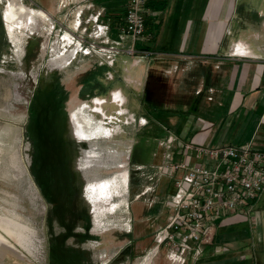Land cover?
Instances as JSON below:
<instances>
[{
    "label": "rangeland",
    "instance_id": "obj_1",
    "mask_svg": "<svg viewBox=\"0 0 264 264\" xmlns=\"http://www.w3.org/2000/svg\"><path fill=\"white\" fill-rule=\"evenodd\" d=\"M35 1L48 8L51 20L53 16L56 22H63V25L57 24L52 34L51 39L56 40L55 33L66 27V18L72 16L78 4L67 5L59 11L60 0ZM95 1L110 8L113 21L124 13V8L119 14L114 12L115 1ZM49 18L40 19L36 14L22 16L13 26L14 44L8 37L7 25L6 36L0 16V264H143L144 257H150L155 251L156 229L166 222L168 211L162 202L167 191L172 190V181L164 179L144 199L133 198L148 185L140 166L144 165L146 172L151 170V164L160 162L157 138L165 135V118L157 120L155 111L145 102L147 91H143L138 80L131 82L140 76V71L125 67L133 59L130 55L119 57L113 79L107 78L109 68L98 57L78 56L69 67L61 69L78 46L61 54L71 38L49 42L47 35L52 31ZM36 34H46L45 39L35 37ZM30 37L35 38L25 41ZM24 48H29L25 54ZM40 52L51 53L46 66L42 64ZM169 57L161 55L145 61L151 62L149 70L164 82L172 78L166 70ZM75 78L77 85L74 84L69 99L55 108L52 98L62 84H71ZM152 82H148V88L156 96ZM117 89L124 94L125 102L124 96L115 92ZM91 90L93 102L86 96ZM112 92L113 96L115 92V102ZM78 104L72 111L80 108L87 126L97 135L71 134L76 142L87 146L68 148L64 141L57 139V118H65L67 110ZM99 106L104 108L102 113L95 112ZM144 119L148 120L145 125ZM187 119L186 124L193 126L195 119L192 116ZM180 129L183 135L187 134L183 124ZM73 152L79 155L78 160L84 159L87 152L82 163L85 171H79L80 178L84 179L80 183V197L88 212L85 208L79 213L72 211L74 189L67 159ZM154 152H159V156H154ZM89 158L94 159L87 163ZM125 179L128 185L121 196L108 189V183L112 187L114 183L123 185ZM152 193L158 195L159 202L151 203V198L156 199ZM255 204L256 209L263 211L260 221L243 216V223L235 224L226 219L216 232L224 228L226 237L255 239L257 250L262 254L264 245L259 239H264V194ZM214 243L215 239L206 246L207 250ZM200 262L201 259L188 264ZM150 264L171 263L161 249Z\"/></svg>",
    "mask_w": 264,
    "mask_h": 264
},
{
    "label": "crops",
    "instance_id": "obj_2",
    "mask_svg": "<svg viewBox=\"0 0 264 264\" xmlns=\"http://www.w3.org/2000/svg\"><path fill=\"white\" fill-rule=\"evenodd\" d=\"M113 1L117 7L112 9L119 14L126 0ZM10 2L22 5L20 0ZM166 4L165 9L149 5L161 13L149 17L147 25L157 30L155 48L170 55L166 70L172 78L164 82L149 70L151 62L135 65L132 59L125 67L138 68L140 76L131 82L142 84L145 102L153 104L157 120L165 118V127L180 138L193 137L213 146L251 144L264 151V0H166ZM41 11L49 18L48 11ZM25 12L17 20L37 15L26 7ZM151 81L156 96L148 88ZM103 110L99 106L95 112ZM189 116L195 119L191 127L186 124ZM182 124L188 129L186 135ZM261 212L255 220L260 221ZM227 220L242 224L244 217ZM222 231L216 232L215 243L210 250L206 247L200 264H264L255 239L230 238ZM259 241L264 245V239ZM156 253L144 257L143 264H150Z\"/></svg>",
    "mask_w": 264,
    "mask_h": 264
},
{
    "label": "built area",
    "instance_id": "obj_3",
    "mask_svg": "<svg viewBox=\"0 0 264 264\" xmlns=\"http://www.w3.org/2000/svg\"><path fill=\"white\" fill-rule=\"evenodd\" d=\"M10 1L0 0V16L6 34L4 14ZM20 1L34 3V0ZM75 3L78 5L70 16L72 19L66 18V27L55 33L56 40L51 39L52 34L57 24L63 25V22H56L51 15L52 31L47 35L48 41L71 38L61 54L78 45L74 56L61 69L70 66L78 56L98 57L99 62L109 68L107 78L113 79V69L122 55L132 56L135 65L167 55L149 48L156 33L154 28L148 27L147 19L161 12L151 9L148 0H126L118 21H113L107 5L95 0H60L58 10ZM75 19L76 24L72 25ZM36 35L45 39L46 34ZM46 54L49 61L51 53ZM111 95L114 101L113 92ZM146 123L148 120L144 119L143 124ZM164 130L165 135L157 138L160 162L151 164V170L146 172L144 165L139 168L148 185H144L138 197L156 191L164 179L172 181V190L162 202L168 215L166 222L156 229L154 248L157 252L165 250L171 264H188L202 258L224 220L236 215L255 219L258 212L255 202L264 194V151L254 149L251 144L213 146L197 142L193 137L182 139L168 127ZM154 156H159V152H154ZM151 195L156 198H151V203L159 202L158 195Z\"/></svg>",
    "mask_w": 264,
    "mask_h": 264
},
{
    "label": "flooded vegetation",
    "instance_id": "obj_4",
    "mask_svg": "<svg viewBox=\"0 0 264 264\" xmlns=\"http://www.w3.org/2000/svg\"><path fill=\"white\" fill-rule=\"evenodd\" d=\"M31 5L32 7H34V8H31L30 6H28V5ZM27 4H24L23 2H22V5L23 6H25L27 9H32V10H36V11H41V10H45V11H48V8L45 6V5H43L42 4V2H37V1H35L34 0V3H31L30 1H28L27 2ZM36 8H39V9H36ZM3 29H4V31H5V28H4V25H3ZM37 29V28H36ZM17 32H18V30H16ZM16 31H15V33H16ZM37 30H35L34 32H36ZM5 34H6V32H5ZM8 35V33L6 34V36ZM8 37H9V35H8ZM35 37H39V36H35ZM35 37H33V38H30L29 40H30V42L32 41V39H34ZM9 43H10V41H9ZM41 44H42V42H41ZM11 48V47H10ZM29 48H24V54L26 53V51L28 50ZM11 51H12V48H11ZM30 51V50H29ZM40 57L42 58V60H43V63L42 64H44L45 63V65H43V66H46L47 64H48V55L45 53V55H42L41 54V52H40ZM1 61H3V62H5V60H1ZM74 65V64H73ZM72 65V66H73ZM69 67V66H68ZM63 69V68H62ZM46 75L44 76V78L47 80V73H45ZM52 79H54V76H52ZM78 79H73L72 81H71V84L70 83H68V84H62V86L59 88V90H58V92H57V94L55 95V97H53L52 99H54L53 101L56 103V106H55V108L57 107V106H59L60 104L62 105L63 104V102H66L68 99H69V97H70V95L72 94V90H73V87H74V82L75 81H77ZM90 80V79H89ZM80 81V80H79ZM44 82H46V81H44ZM57 81L55 80V82L54 83H56ZM67 85V86H66ZM75 85H77V83L75 84ZM71 86V87H70ZM92 93H93V91L91 90V93H88V94H86V96H88V97H90L91 95H92ZM91 99V101L93 102V98H89V100ZM79 106V104L78 105H72L71 106V108L70 109H68L67 110V112L65 113V118H63V119H60L59 120V118H57V120H58V123H57V127H56V133H57V139H59V140H62V141H64L65 142V144H67V146H68V148H72L73 146H78V145H80V146H82V145H86L87 146V144L86 143H78V142H76L77 140H75L72 136H71V129H70V123H71V116H72V114L73 113H75V112H77V111H79L80 109H78V110H76V111H72V110H74V109H76L77 107ZM54 108V109H55ZM81 108H84V106L83 107H81ZM71 112V113H70ZM68 118H69V120H68ZM71 145H73V146H71ZM75 151V150H74ZM68 153H69V151H68ZM76 154H77V152H76ZM76 154H75V152H73L72 153V155H70L69 156V158L67 159V167H68V175L70 176V178H72V187H73V189H74V192L72 193L73 195H72V211L73 212H77V213H79L81 210H82V208H85L86 209V211L88 212V209H87V205L85 204V202L83 201L82 202V200H81V197H80V190H81V184H82V181L81 180H84L83 178L81 179L80 178V172L81 171H85V170H82V168H84L83 167V162H84V160L87 158V152H86V154H85V158L83 159V157H82V159L81 160H78L77 159V157H79V155L78 156H76ZM100 157V156H99ZM75 159H77L76 160V166H75V169L77 170H75L74 169V166H73V163H74V160ZM86 168H88V167H86ZM95 168L93 167V168H91L90 170H89V172H91L92 170H94ZM79 170H81V171H79ZM83 174V173H82ZM67 175V174H66ZM87 178V177H86ZM81 183V184H80ZM140 194V192L139 193H137L136 195H134V200H139V199H144V197H141V198H139L138 197V195ZM128 196H129V193H128V195H127V198H128ZM157 203V202H156ZM127 207H128V205H127ZM89 214V213H88ZM154 246H155V238H154ZM154 248V247H153ZM158 254H160V252H157L156 254H155V256H157Z\"/></svg>",
    "mask_w": 264,
    "mask_h": 264
},
{
    "label": "bare ground",
    "instance_id": "obj_5",
    "mask_svg": "<svg viewBox=\"0 0 264 264\" xmlns=\"http://www.w3.org/2000/svg\"><path fill=\"white\" fill-rule=\"evenodd\" d=\"M26 13L25 12V6L21 5V4H15L14 2L10 3L7 7V10L5 12V21H6V25H7V29H8V33H9V36L12 40L13 38V26L15 24V22L17 21V19L22 15ZM37 13V17L40 18V19H44V18H48V15L46 14V12L44 11H36ZM12 42L14 44H16L13 40ZM63 57V56H62ZM80 109V108H79ZM71 134L73 136H83V137H89L90 136V133L92 135H95L94 132H92L90 129H89V126H87V122L85 121L84 117L81 116V109L78 111V112H75L72 114L71 116ZM96 128V127H95ZM97 132V131H96ZM99 133V132H98ZM97 135V134H96ZM95 135V136H96ZM82 137V138H83ZM82 140V139H81ZM97 157V156H96ZM94 158H89V160L87 161V163L90 162V160H92ZM126 175V174H125ZM126 178V177H125ZM128 179V178H127ZM127 179H125L123 185H121L120 183H114L113 187L112 185H110L108 183V189L115 191L116 195H122L124 193V190H125V187L128 185L127 184ZM113 184V183H111ZM97 185V184H96ZM107 185V184H106ZM94 186V185H92ZM105 188V187H104ZM106 190V189H105ZM109 190V191H110ZM126 191V190H125ZM108 194V193H107ZM154 250L157 252V250L154 248Z\"/></svg>",
    "mask_w": 264,
    "mask_h": 264
},
{
    "label": "trees",
    "instance_id": "obj_6",
    "mask_svg": "<svg viewBox=\"0 0 264 264\" xmlns=\"http://www.w3.org/2000/svg\"><path fill=\"white\" fill-rule=\"evenodd\" d=\"M107 1V0H106ZM159 1V3L161 4L160 6L158 5V2H157V0H154V2L153 3H150L149 5L151 6V7H155V6H159V7H161V8H158V9H165L166 8V0H158ZM110 9V8H109ZM119 19V17H117V20ZM117 20H115V21H117ZM155 33L157 34V30L155 29ZM154 43H155V40H153V42H152V44L151 45H149V48H152V49H155V50H157V48H155V45H154ZM158 51H160V50H158ZM147 105H149L150 107H151V109L152 110H154V108H153V104H151L150 102H147ZM155 112H156V110H154ZM156 116H157V112H156ZM158 117H160V118H162L161 117V115H158Z\"/></svg>",
    "mask_w": 264,
    "mask_h": 264
}]
</instances>
